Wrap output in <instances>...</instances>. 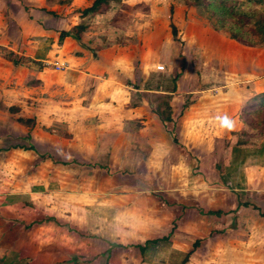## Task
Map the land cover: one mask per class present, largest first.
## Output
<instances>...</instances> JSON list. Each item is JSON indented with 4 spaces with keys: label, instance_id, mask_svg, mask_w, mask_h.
<instances>
[{
    "label": "crops",
    "instance_id": "0c3cea01",
    "mask_svg": "<svg viewBox=\"0 0 264 264\" xmlns=\"http://www.w3.org/2000/svg\"><path fill=\"white\" fill-rule=\"evenodd\" d=\"M93 14L92 18L97 17ZM191 25L202 27L203 23L194 21ZM86 26L82 30L89 37L78 33L72 34L74 39L70 34L65 37V47L74 43L75 51L60 54L59 62L65 65L55 72L60 73V84H49L48 92L60 93L59 118L50 116L46 99H23L20 104L27 110V117L22 120L29 121L21 126L17 117L12 118L14 114H6L8 107L15 106L14 98L5 97L10 91L3 88L0 92V264H173L168 252L177 259L180 256L176 264H264V136L256 134V125L245 124L244 113L253 105L254 97L264 93V81L253 65L244 68L238 61L244 54L234 52L231 57L238 70L226 74L229 64L219 59L217 43L208 42V28L202 31L200 46L190 42L191 36L187 39L180 32L178 36L175 30L172 44L166 37L160 40L157 60L152 61L154 51L139 29L130 43L115 44L112 34L94 35ZM210 31L212 40L225 39L223 34ZM160 61L161 65L155 64ZM157 66H163V70L158 71ZM242 67L249 71L242 72ZM165 71L170 85L150 87L148 82ZM39 84V88L48 87V83ZM132 92H136L134 97ZM148 93L156 94V107L147 103ZM158 108L160 112L154 111ZM104 111L107 118L119 113L129 117L127 121L140 124L133 138H138L140 146L149 142V150L146 129L150 122L156 119L162 128L171 124L172 132L164 135L167 142L156 141L163 151L160 163L164 169L175 168L173 156L180 150L188 156L189 164L198 163V172L203 173L195 181L203 188V205L194 204V198L173 200L170 207L162 203L170 216L158 227L150 222L152 214L142 219L132 204H117L110 197L100 201L97 194L85 203L79 188L69 192L62 182V189L58 186L51 190L49 179L40 183L43 178H36L35 171L41 164L51 166L45 159L50 148L35 147L40 127L67 123L69 130L83 136L79 138L83 145L77 147L74 135L63 148L64 153L76 149L98 154L94 141L86 143L90 139H84V131L97 127ZM32 121L35 125L28 129L25 125ZM94 122L96 125H92ZM48 131L49 141L52 132ZM57 134L60 139H68L66 129ZM136 149H129V154H135ZM155 149L153 145L147 156L154 155ZM208 156H212L211 161H203ZM37 158L39 162H35ZM25 162L31 164L29 174L33 177L20 171ZM58 166L68 164L60 162ZM218 168L225 171L219 174V181L210 173ZM220 184L228 188L219 189ZM58 191L55 196L62 202L51 203L48 194ZM199 207L206 209L196 211ZM218 210L223 212L220 217L206 214ZM195 221L204 226L200 238L196 237ZM186 235H192L193 240H185ZM215 246L221 251L216 254L217 261ZM161 251L167 252L163 258H159Z\"/></svg>",
    "mask_w": 264,
    "mask_h": 264
},
{
    "label": "rangeland",
    "instance_id": "374dc122",
    "mask_svg": "<svg viewBox=\"0 0 264 264\" xmlns=\"http://www.w3.org/2000/svg\"><path fill=\"white\" fill-rule=\"evenodd\" d=\"M93 1L0 0V92L3 88H7L10 91V94H6L5 97L14 98L13 105L17 106L18 109L15 106L8 107L6 114H14L12 118L15 119L17 117L16 122L19 125H24L26 121L22 120V118L27 117V110L21 106L20 102L28 98H32V100L46 99L50 116L59 118L61 108L59 101L60 93L59 91L48 92L50 88L49 84H57V86L60 84V73H55L65 68V65L59 62L60 54H64V52L71 54L75 51L74 43L65 47L66 38L61 41L60 34L68 32L69 36L72 37V34L78 33L82 37L87 38L89 36L82 30L86 24L88 25L86 27L90 28L94 35L107 36L108 33L112 34L115 44L130 43L133 39V34L139 29L142 32L141 35L145 34L143 36L145 37L147 46L154 51L155 55L153 54L154 58L152 61L157 60L156 55L162 46L159 44L160 40L166 37L170 40V44H172L171 38L176 36L175 30L178 31V36L179 32L187 39L191 36L190 42L200 46L203 38L202 31L204 28H208L206 32V38H209L208 42L213 41L214 44L217 43L219 47V59L223 61L224 65L229 64L226 67V74H232L235 73L234 70H238L235 67L239 65L235 64L237 62L232 59L231 53L240 52L244 56L238 58V61L240 59L239 62H243L244 68H249L253 65L254 71H257V75H259V79L264 81V45L259 44L252 47L249 46L247 40H232L222 31L216 30L214 26L217 23H215L214 19L218 20L219 18L215 17L213 11L209 9V0H109L106 5H100L93 14L97 15V17L94 16L92 18L88 14L84 18H79L78 16L82 14L81 12L89 8ZM234 1L240 10H245L250 14V22H253L260 16H264L263 5L248 3V0ZM23 9H26V11ZM29 9L30 11L28 12ZM50 12L56 16L51 15ZM194 21L203 23V26L193 27L191 24ZM98 27L99 31H97ZM250 29V26L245 27V31ZM210 30L223 34L222 36L225 38V41L223 39H221L222 41L212 40L214 34ZM251 32L254 34L252 30ZM256 36L257 34L255 33V36L250 35L246 37L250 41L259 40L257 44L263 41L261 40L262 38H256ZM103 41L104 39H101V43ZM109 43L114 44L112 41ZM221 48L222 50L219 52ZM162 61L155 62V64L160 63L161 65ZM230 64L232 65L230 66ZM244 68L242 67V72L249 71V69L246 71ZM239 73H241V70L237 72V74ZM229 75L227 76L230 77ZM157 76L159 77L155 79L156 82L153 80L148 82L150 83V87L156 84L158 87L154 86V88H161L167 84L170 85L171 79L166 75V71L158 73ZM39 83H48V87L46 89L43 86L39 88ZM134 85H136V82ZM8 86L12 87V90ZM128 86H130L131 90L135 88L132 84ZM132 93L134 97L136 92ZM155 97L156 94L152 95L151 93H148L146 97L147 103L154 107H156L154 102L156 100ZM262 105L258 113L252 114L250 106L245 107L244 112L247 116L245 124H249V126L256 125L255 132L256 134L258 132L260 136H264V103ZM154 111L160 112V109L158 108ZM56 112L58 114H55ZM100 114H103V116L99 118L100 123L98 122L97 127L90 126V128L84 131L86 135L84 139H90L86 140V143L91 144V141H94L95 145L98 146V154H92L95 152L91 151L77 152L76 149L73 152L64 153L65 150L63 148L74 135L77 147L83 145V141L79 140L83 136L74 132L72 128V131L69 130L67 123L62 125L58 122H53L52 125L40 127L41 131L38 136H41L37 139L39 144L37 143L35 147L39 150L49 147L48 152L50 154L47 155L49 158L45 159L51 162V166L50 163L48 165L43 164V166L41 164L39 165L40 167L37 166L38 170L35 171V176L36 178H43L40 183L49 179L51 190L56 189L62 182L61 185L63 186L64 184V188L69 192L79 188L85 195V203L91 200L92 195L97 194L100 196V201L110 197L117 204L125 203L129 206L132 204L135 210L140 213L139 216L142 219L147 214H152L149 215L153 219L150 222L152 225L154 223L158 227L161 225L163 218L168 217V215L170 216L169 210H164L162 203L170 207L173 200L180 199L187 201V198H194V201H196L194 204L203 205L202 202L205 201V199L203 201V188L198 184L199 182L195 181L198 174L201 175L203 173L198 172V163L191 162L189 164V158L183 150H180L179 154L173 156L174 160L177 161L175 168L164 169L160 163L163 159V151L161 148H157L156 141H159V143L162 141V144L167 142L164 135L167 136L166 133L172 132L171 124H166L163 129L155 121L156 119L150 122V125L146 129L148 139L151 142L149 150V142L145 143L146 141H144L140 146L138 138H133L136 131L141 128L140 124L137 125L132 121H127L130 118L119 113L109 118H107L108 112L106 111ZM39 116L40 118L43 116L42 112ZM19 118L21 120H18ZM108 119L111 120L109 121ZM30 123L25 125L28 129H31L35 125L33 121ZM39 124L42 125L41 120ZM92 125H96V122ZM246 125H244V129ZM37 129L39 128L37 127ZM65 129L69 133L67 134L68 139H60L57 133ZM42 130H46V132ZM48 130L52 132L51 140L49 141L48 135L50 131ZM125 134L127 138H125ZM46 142L47 144H45ZM153 145L156 148L154 155L147 156L148 153L153 151ZM135 146H137L136 153L129 154V149L130 152H133ZM45 150H48V148H45ZM211 157L208 156L203 161L210 162ZM141 160L144 163L140 162ZM37 161H40L39 158L35 160V162ZM60 162H67L68 166H58ZM29 166L31 164L27 162L23 163L20 166V171L26 173L24 175H28L32 172V166ZM97 166L102 168H98ZM210 173L213 175V178L216 177V180L219 181V174L221 175L225 171L223 172L218 168V170L211 171ZM30 176L33 177V175ZM20 177L23 178L24 176L20 175ZM219 187V189H224L228 188V185L225 184L223 186L220 184ZM60 189H62L61 186ZM58 193L59 191L55 194L54 192H50L48 195H51L52 199L49 198L48 200H51V203L52 200L61 203L62 200L55 196ZM152 207L158 209L152 210ZM205 209L199 207L195 210L202 211ZM161 211L165 213H160ZM213 220L217 219L213 218ZM195 222L198 223V227L193 228L196 229V237L200 238L199 236L203 233L204 226L203 223ZM189 239L193 240V236L186 235L185 240ZM200 241L202 242V240ZM219 248L217 246L214 250L216 261L218 260L216 254L221 253ZM161 252L162 255L159 258L167 255V252ZM168 256H172L169 262H174L175 264L180 258L178 256L177 259L175 254L173 256L169 252Z\"/></svg>",
    "mask_w": 264,
    "mask_h": 264
},
{
    "label": "trees",
    "instance_id": "16d2710c",
    "mask_svg": "<svg viewBox=\"0 0 264 264\" xmlns=\"http://www.w3.org/2000/svg\"><path fill=\"white\" fill-rule=\"evenodd\" d=\"M108 1L109 0H94L89 8H86L81 12L82 13L81 15L85 16L91 13H95L100 5L103 4L106 5ZM248 3L260 4L261 6L263 5L264 7V0H248ZM209 6H210L209 9L213 11V13L215 14V17L219 18L218 20L214 19L215 23H217V25L214 26L216 30L222 31L232 40H241V41L247 40L249 46L252 47H255L259 44L264 45V16H260L253 22H250L249 21L251 18L250 14L245 10H240L234 0H209ZM50 14L56 16L54 13L50 12ZM246 26H250L251 29L245 31ZM251 30L254 32V34L251 32ZM255 33L257 34L256 38L257 37L262 38L261 39L263 40L262 42L257 44L259 40L250 41L246 37L250 35L255 36ZM68 35H69L68 33L62 32L60 34V40L62 41ZM263 103H264V93L255 96L253 99V105L250 107L252 114L258 113L259 112L258 110L260 107L263 106L262 105ZM173 139L176 141L175 138ZM206 214L220 217L223 214V212L219 210L208 211ZM166 239L167 238H165V240ZM141 249L142 247L139 246V250Z\"/></svg>",
    "mask_w": 264,
    "mask_h": 264
},
{
    "label": "built area",
    "instance_id": "2783aa9c",
    "mask_svg": "<svg viewBox=\"0 0 264 264\" xmlns=\"http://www.w3.org/2000/svg\"><path fill=\"white\" fill-rule=\"evenodd\" d=\"M158 71H162L163 70V66H157L156 67Z\"/></svg>",
    "mask_w": 264,
    "mask_h": 264
},
{
    "label": "snow or ice",
    "instance_id": "6c2138e0",
    "mask_svg": "<svg viewBox=\"0 0 264 264\" xmlns=\"http://www.w3.org/2000/svg\"><path fill=\"white\" fill-rule=\"evenodd\" d=\"M227 123V122H226Z\"/></svg>",
    "mask_w": 264,
    "mask_h": 264
}]
</instances>
